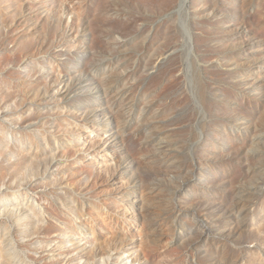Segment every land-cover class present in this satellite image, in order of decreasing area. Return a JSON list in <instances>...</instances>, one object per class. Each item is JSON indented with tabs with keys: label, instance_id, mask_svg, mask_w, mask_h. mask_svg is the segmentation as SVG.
Masks as SVG:
<instances>
[{
	"label": "rangeland",
	"instance_id": "1",
	"mask_svg": "<svg viewBox=\"0 0 264 264\" xmlns=\"http://www.w3.org/2000/svg\"><path fill=\"white\" fill-rule=\"evenodd\" d=\"M0 264H264V0H0Z\"/></svg>",
	"mask_w": 264,
	"mask_h": 264
}]
</instances>
